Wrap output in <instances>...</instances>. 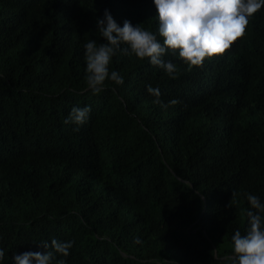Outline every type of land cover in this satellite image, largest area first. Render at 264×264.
<instances>
[{
  "label": "trees",
  "instance_id": "trees-1",
  "mask_svg": "<svg viewBox=\"0 0 264 264\" xmlns=\"http://www.w3.org/2000/svg\"><path fill=\"white\" fill-rule=\"evenodd\" d=\"M105 9L162 40L152 0H0V264L53 238L73 247L52 264H231L245 194L264 202V7L203 67L166 54L176 79L118 53L124 83L94 95L84 45Z\"/></svg>",
  "mask_w": 264,
  "mask_h": 264
},
{
  "label": "clouds",
  "instance_id": "clouds-1",
  "mask_svg": "<svg viewBox=\"0 0 264 264\" xmlns=\"http://www.w3.org/2000/svg\"><path fill=\"white\" fill-rule=\"evenodd\" d=\"M158 19L157 34L124 20L117 24L105 9L103 18L96 21L103 42L88 40L84 45L87 88L92 94L104 90L107 80L117 85L124 78L109 66L118 53L147 59L153 66L163 69L171 79L177 78V65L164 59L169 52L178 53L189 67H203L206 59L222 56L239 39L246 35V29L254 15L264 7V0H152ZM147 92L155 99L154 104L162 108L179 104L173 99L169 104L160 100V89L147 86ZM91 108L73 107L64 123L79 126L87 123ZM250 208L246 211L247 230L241 234L236 230L231 237L233 255L231 264H264V202L254 194H245ZM37 247L42 251H28L11 257L13 264H52L55 254L67 257L73 241H41ZM5 251L0 249V261ZM57 264H65L63 259Z\"/></svg>",
  "mask_w": 264,
  "mask_h": 264
}]
</instances>
